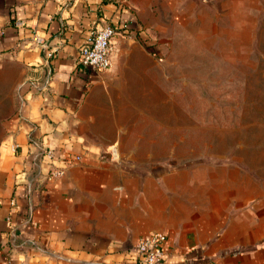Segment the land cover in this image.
I'll return each mask as SVG.
<instances>
[{
	"label": "crops",
	"instance_id": "1",
	"mask_svg": "<svg viewBox=\"0 0 264 264\" xmlns=\"http://www.w3.org/2000/svg\"><path fill=\"white\" fill-rule=\"evenodd\" d=\"M263 16L264 0H0V67L16 69L0 137V264H132L151 232L163 234L159 264H264L262 177L152 158L164 141L150 135L164 129L133 106L163 86L166 40L181 28L254 37ZM105 23L116 28L110 66L78 65V46ZM29 136L51 156L28 189ZM49 164L62 174L44 175Z\"/></svg>",
	"mask_w": 264,
	"mask_h": 264
},
{
	"label": "rangeland",
	"instance_id": "2",
	"mask_svg": "<svg viewBox=\"0 0 264 264\" xmlns=\"http://www.w3.org/2000/svg\"><path fill=\"white\" fill-rule=\"evenodd\" d=\"M254 26V37H239L235 29L222 37L220 31L205 37L204 30L192 37L181 28L166 40L163 86L150 95L154 99L133 103L164 129L150 135L164 141V148L147 151L152 158L237 163L264 180V20ZM5 65L0 67V137L15 102L16 69Z\"/></svg>",
	"mask_w": 264,
	"mask_h": 264
},
{
	"label": "built area",
	"instance_id": "3",
	"mask_svg": "<svg viewBox=\"0 0 264 264\" xmlns=\"http://www.w3.org/2000/svg\"><path fill=\"white\" fill-rule=\"evenodd\" d=\"M127 27V23L124 22L121 23L118 28L120 31L126 32ZM115 33L116 28L109 23H105L102 26L96 28L92 32V35L78 46L76 63L82 67L97 70H102L109 67L111 64V52ZM12 146L15 147L16 143H13ZM28 146V152L30 154V174L26 180V187L29 189L33 180L43 176L42 173L36 168L40 157H50L51 151L50 149H46L40 143V141H38V139L31 136L28 137ZM61 174L62 170L59 168H53V166H50L47 172L44 173L46 176H60ZM9 204L11 208L14 206L15 201L13 198L10 199ZM5 238V243L9 248H12L18 244L16 225L10 221L9 214L5 216ZM162 239L163 234L160 232H151L146 236L137 239L132 244L136 250V258L132 264H159L161 262L162 255L159 244ZM2 264H7V259H4Z\"/></svg>",
	"mask_w": 264,
	"mask_h": 264
}]
</instances>
